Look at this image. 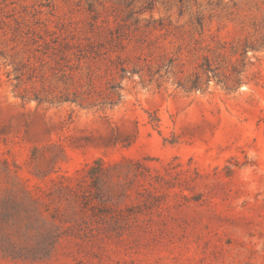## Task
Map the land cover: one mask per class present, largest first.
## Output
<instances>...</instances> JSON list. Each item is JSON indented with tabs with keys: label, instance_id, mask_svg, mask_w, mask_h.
Wrapping results in <instances>:
<instances>
[{
	"label": "rangeland",
	"instance_id": "obj_1",
	"mask_svg": "<svg viewBox=\"0 0 264 264\" xmlns=\"http://www.w3.org/2000/svg\"><path fill=\"white\" fill-rule=\"evenodd\" d=\"M0 264H264V0H0Z\"/></svg>",
	"mask_w": 264,
	"mask_h": 264
},
{
	"label": "trees",
	"instance_id": "obj_2",
	"mask_svg": "<svg viewBox=\"0 0 264 264\" xmlns=\"http://www.w3.org/2000/svg\"><path fill=\"white\" fill-rule=\"evenodd\" d=\"M182 1V0H181ZM128 6H130V4L128 5ZM149 6H152V3H149ZM151 8V7H150ZM92 12L93 13H95L96 15H98V13H97V10H95L94 9V7L92 6ZM129 14H131L132 15V12H129ZM114 40H117V42H116V44H118V48L120 49V50H124L125 49V46L123 45V40H122V36L121 35H119L118 37H117V39H114ZM60 50V49H59ZM58 50V51H59ZM57 51V52H58ZM69 51V49H65V50H62V51H59L61 54H63V55H65V58H67L68 57V55H67V52ZM64 59V58H63ZM117 59L120 61L121 60V56H117ZM122 70H123V72H124V74H127V73H130V74H133L134 73V71H132V72H130L127 68H122ZM205 70V73L206 74H209L210 72H212L213 74H214V76H216L215 75V72H214V69H211V66L209 65V67H207V69H204ZM72 77H70V79H71ZM208 78H210V77H208ZM237 85L239 84V82H237L236 83ZM224 85L226 86V89H228V90H232L234 87H232V86H234V85H229V83H227V81L224 83ZM197 86V85H196ZM120 88V86L118 85V86H114L113 88H112V94H118L117 93V90ZM66 101H69V99L67 98L66 99ZM73 102H76V103H78L79 102V99H74L73 100ZM81 105H83V103H80ZM123 166H122V164H116L115 166H113L112 167V169H120V168H122ZM91 173H90V178H91V180H92V184H93V186L97 189V190H99V187H100V185H101V177L103 176V174L106 172V169L104 168V163H103V161H97L96 163H95V166L94 167H92L91 168Z\"/></svg>",
	"mask_w": 264,
	"mask_h": 264
}]
</instances>
